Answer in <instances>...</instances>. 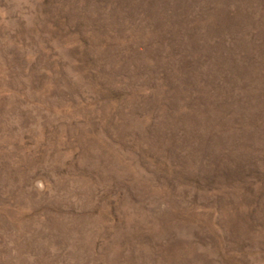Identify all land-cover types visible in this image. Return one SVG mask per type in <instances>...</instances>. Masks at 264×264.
I'll use <instances>...</instances> for the list:
<instances>
[{"label":"rangeland","instance_id":"obj_1","mask_svg":"<svg viewBox=\"0 0 264 264\" xmlns=\"http://www.w3.org/2000/svg\"><path fill=\"white\" fill-rule=\"evenodd\" d=\"M0 264H264V0H0Z\"/></svg>","mask_w":264,"mask_h":264}]
</instances>
